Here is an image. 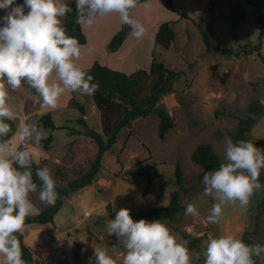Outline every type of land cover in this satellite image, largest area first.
<instances>
[{"label": "rangeland", "instance_id": "obj_1", "mask_svg": "<svg viewBox=\"0 0 264 264\" xmlns=\"http://www.w3.org/2000/svg\"><path fill=\"white\" fill-rule=\"evenodd\" d=\"M69 1L65 0L66 3ZM228 1L222 0L218 8L214 3L209 5H213L216 17L210 48L203 44L196 27L186 20L175 25L176 39L170 49L158 46L153 51L156 61L181 73L174 81L173 92L160 99V104L172 119L167 135L162 139L158 137L159 119L156 115L136 119L130 128L119 132L117 142L104 154L92 184L70 198H64L63 207L53 223L25 225L21 233L34 253L35 264H96L95 248L105 250L117 264H122L125 250L115 235L109 236L106 222L114 219L121 208L134 212L167 205L171 193L179 188L175 177L177 162L183 173L180 205L176 216L162 223L169 227L179 242H187L192 264H204L200 260L204 261L203 252L209 239L220 235L242 239L244 232H249L254 245H264V169L260 170L261 188L251 197L247 212L238 202L225 204L220 222L213 224L208 223L206 217L218 201L213 196L203 195L202 169L191 161V153L203 143L212 144L223 160L224 136L235 131L238 119L246 117L252 101L264 98V63L256 54H242L243 46L257 44L259 28L254 21L253 7L246 6V19L238 24L234 35L230 23L231 9L239 2ZM23 4L24 0H15L13 7ZM24 10L27 13L26 7ZM6 11L0 9V18L6 15ZM209 15L207 11L196 16L197 23L205 25ZM161 19H166V16L161 14ZM94 30L90 27L91 33ZM261 53L264 57V34ZM236 54L240 56L236 57ZM144 90L143 94L146 93ZM18 95L19 102L30 109L27 124H38L43 114L50 113L56 127L51 130L38 124L42 139L53 137L48 150L40 143H26L39 168L48 167L53 177L57 167L65 168L63 185L85 173L94 160L97 145L83 135L84 128L77 123L80 113L74 103L88 109L85 115L88 126L101 133L99 111L91 97L66 91L60 97L58 107L51 109L41 108L42 101L38 95H31L23 87L18 90ZM179 96H183L186 108L178 103ZM216 111H219L218 116H215ZM78 140L86 143L70 145ZM247 141L264 152V117L255 123ZM15 146L22 150L25 145L20 142ZM145 165L150 166L148 177L124 176L127 170ZM148 181L150 185L144 195ZM30 199L34 204L31 215L49 206L39 200L38 191L32 193ZM187 203H193L199 214L186 215ZM198 237H202V241L190 247L189 243ZM75 239L81 244L78 262L73 260ZM258 259H264V254Z\"/></svg>", "mask_w": 264, "mask_h": 264}, {"label": "clouds", "instance_id": "obj_2", "mask_svg": "<svg viewBox=\"0 0 264 264\" xmlns=\"http://www.w3.org/2000/svg\"><path fill=\"white\" fill-rule=\"evenodd\" d=\"M76 23L92 26L98 18L112 13L132 29L136 38L146 34L145 26L134 19L131 11L138 0H75ZM0 0L7 10L0 27V138L7 137L15 113L8 104L9 89L17 91L25 84L38 95L41 108L55 109L67 92L92 96L99 90L94 77L82 69L79 41L66 33L62 18L72 11L65 0ZM25 7L28 9L25 13ZM259 103L264 105V98ZM17 135L23 149L11 140H0V264H26L17 233L23 232L32 214V193L38 191L42 203L54 205L57 183L48 167L37 168L38 185L33 180L32 152L28 141L39 144L41 132L33 124H22ZM225 163L203 176V195L213 196L214 203L206 217L208 223H219L225 204H236L247 212L251 197L261 188L260 170L264 169V152L250 141L233 142L223 138ZM185 214L196 216L193 203H187ZM109 236L115 235L125 250L122 264H192L187 242L160 220L134 221L130 210L121 208L105 225ZM264 254V245H249L234 235L210 238L203 252L204 264H257L254 257ZM96 264H117L105 250L95 248ZM264 264V261H262Z\"/></svg>", "mask_w": 264, "mask_h": 264}, {"label": "trees", "instance_id": "obj_3", "mask_svg": "<svg viewBox=\"0 0 264 264\" xmlns=\"http://www.w3.org/2000/svg\"><path fill=\"white\" fill-rule=\"evenodd\" d=\"M146 1L148 0H138V4ZM243 1L253 7L254 21L259 28V33L257 36V44H246L242 48V54L246 56L256 54L260 61L264 63V57L261 53L264 34V0ZM163 2L168 10L175 11L171 0H163ZM67 4L72 11L62 18L63 27L66 29L67 35L75 37L79 41V44L83 45L86 43V37L82 31L81 25L75 22L77 15L76 2L75 0H71ZM209 14L210 18L205 25L197 23L186 14H179L180 20H188L196 27L200 33L203 44L207 48H210L212 37L215 33L216 17L213 5L209 7ZM245 19L246 12L244 6L239 3L234 5L231 9L230 16L231 29L234 35L236 34L238 24ZM176 23L177 22L168 21L159 26L155 35V47L159 46L164 50L170 49L176 39V32L174 29ZM131 30L132 29L128 25L123 24L122 28L110 40L107 46L108 51H117ZM239 56L240 54H236V57ZM85 71L94 77L92 82L98 83L100 86L99 90L90 97L94 106L99 111L102 132L99 133L88 126L85 119L86 109L83 105L75 102L74 107L80 113V117L77 118V123L84 128L83 135L91 139L97 145L94 160L90 163L85 173L80 174L76 179L67 182L64 185L62 183L66 178V170L61 166L57 167L53 177L57 183L56 192L58 194L55 204L49 205L39 213L27 217L25 225H44L53 223L55 216L63 207L64 198H70L77 191L92 184L101 168L104 154L117 142L119 132L122 129L130 128L133 121L138 118L148 117L152 114L156 115L159 119L157 134L160 139L167 135L172 126L171 116L160 104V99L164 95L173 92L174 81L181 76V73L167 69L163 62L156 61L154 55L148 70L140 69L131 74L110 69L97 61ZM23 88L31 94H36L35 91L28 88L26 84ZM144 89H146L145 94H143L145 91ZM177 100L182 107L186 108L187 105L183 96H179ZM222 113L226 115L225 112ZM218 115L219 111H216L215 116ZM262 117H264V106H262L259 101H252L247 108L246 117L239 118L235 131L232 134L225 136L231 137L234 143L241 140L247 141V135L250 133L255 123ZM5 123L10 124L11 131L8 133L7 137L0 138V140H11L17 131V122L15 120H5ZM39 125L45 129H56L50 113H45L40 117ZM219 136L222 137L221 135ZM52 140L53 137L50 135L48 138L41 139L39 143L45 150H48L49 144ZM80 143L85 144L86 141L78 140L71 142L70 145L74 147ZM191 161L202 169L201 178H203L206 172L215 171L222 163L226 162L225 158L223 160L219 158L210 143L199 144L191 153ZM37 168H39L38 163L33 158V180L37 183L39 188L40 181L36 177ZM149 175V165L134 167L127 170L124 174L125 177H148ZM175 177L179 188L171 193L167 205L141 209L134 212L130 211L131 218L134 221L145 219L149 222L154 220H160L161 222L172 220L176 216L180 205V192L183 182V173L179 162L176 163ZM149 185L150 182L148 181L143 190L144 195ZM17 237L20 241L22 259L26 264H35L36 260L34 258V253L26 244L24 235L22 233H17ZM242 240L246 244L254 245L253 241L250 239L249 232H244ZM201 241L202 237H198L192 240L189 245L190 247H195ZM74 245L75 251L73 260L74 262H78L80 258L81 244L75 239ZM254 259H256L257 264H262V261H264V259L259 260L258 257H254ZM200 261L204 263L203 260Z\"/></svg>", "mask_w": 264, "mask_h": 264}, {"label": "crops", "instance_id": "obj_4", "mask_svg": "<svg viewBox=\"0 0 264 264\" xmlns=\"http://www.w3.org/2000/svg\"><path fill=\"white\" fill-rule=\"evenodd\" d=\"M171 1L175 11L168 10L163 0H148L144 3L137 4V6L131 11V15L134 19L138 20L145 26L146 34L138 39L132 34L131 30L121 47L115 52H109L107 46L112 37L123 26L118 14L112 13L100 17L92 26L81 25L82 31L86 37V43L81 45V58L77 61L78 65L86 70L97 61L103 66L126 74H131L140 69L148 70L153 60V51L158 47H155V35L162 23L168 21H179L177 22L178 24L182 21L185 22L186 20H179L180 13L186 14L188 17L196 21V16L209 11V5L211 3H214L213 5L215 8H218V5H222V0ZM225 1L226 3H229L228 0ZM238 2L244 6L246 12V6H249L250 4L245 3L243 0H238ZM161 14L166 16V19H161ZM177 23L175 25H177ZM0 27H3V21H0ZM90 27L95 29L94 32H90ZM31 95L37 96V94ZM7 102L11 106L12 111L16 114L13 120L18 122V128L22 124H27L30 120V109L25 103L19 102L18 90L9 91V99ZM85 109L88 113V109L86 107ZM17 112H19V114H17ZM38 124L34 123L33 125L38 127ZM11 141L14 146L16 143H20L17 131L11 138ZM44 209L45 208L40 211ZM40 211L37 210L34 214H37Z\"/></svg>", "mask_w": 264, "mask_h": 264}]
</instances>
